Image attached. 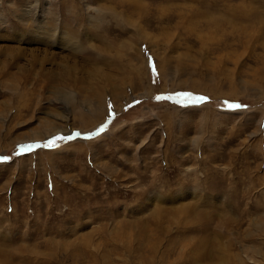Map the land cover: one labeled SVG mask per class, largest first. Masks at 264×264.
<instances>
[{"label":"rangeland","instance_id":"1","mask_svg":"<svg viewBox=\"0 0 264 264\" xmlns=\"http://www.w3.org/2000/svg\"><path fill=\"white\" fill-rule=\"evenodd\" d=\"M0 264H264V0H0Z\"/></svg>","mask_w":264,"mask_h":264},{"label":"snow or ice","instance_id":"2","mask_svg":"<svg viewBox=\"0 0 264 264\" xmlns=\"http://www.w3.org/2000/svg\"><path fill=\"white\" fill-rule=\"evenodd\" d=\"M199 99H206V98H197V100ZM194 103V102H193ZM229 107L231 109H234V110H242V109H246L247 106L245 105H240V104H230ZM32 146H28L29 150L31 149Z\"/></svg>","mask_w":264,"mask_h":264}]
</instances>
